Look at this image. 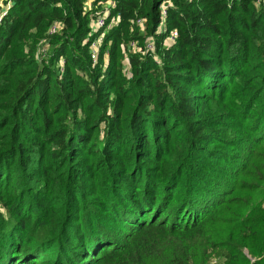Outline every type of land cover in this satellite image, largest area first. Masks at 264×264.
Listing matches in <instances>:
<instances>
[{
    "label": "trees",
    "instance_id": "16d2710c",
    "mask_svg": "<svg viewBox=\"0 0 264 264\" xmlns=\"http://www.w3.org/2000/svg\"><path fill=\"white\" fill-rule=\"evenodd\" d=\"M12 1L0 264H264V0Z\"/></svg>",
    "mask_w": 264,
    "mask_h": 264
},
{
    "label": "built area",
    "instance_id": "2783aa9c",
    "mask_svg": "<svg viewBox=\"0 0 264 264\" xmlns=\"http://www.w3.org/2000/svg\"><path fill=\"white\" fill-rule=\"evenodd\" d=\"M95 0H85L86 4H87V9H90L92 7V3ZM13 5V1L12 0H0V24L2 23L3 19L5 18V16H7L9 9L12 7ZM110 8H114L115 7V3L111 2L109 5ZM109 11H106L103 14H97V15H91V23H90V28L92 30V35H96L97 37L94 39V41H92L91 44V58L92 61L94 63H97L98 61V50L100 48V46L102 45L104 38H105V34L107 31V18L109 16ZM166 16H167V7L165 5L162 6V25L160 30H163L164 28V23L166 21ZM144 24L145 21L143 19H139L137 21V25H139L142 29H144ZM59 30V25L58 24H54L52 25V27L50 28V35H54L58 32ZM178 36L177 32H173L172 35L170 36V38H168L167 42L171 43L174 42L176 37ZM132 48L133 50L138 51V46L137 43H132ZM147 51H154V42H153V38H149L147 40V45H146ZM48 49L47 48H42L40 50V56L45 58L47 55Z\"/></svg>",
    "mask_w": 264,
    "mask_h": 264
},
{
    "label": "rangeland",
    "instance_id": "374dc122",
    "mask_svg": "<svg viewBox=\"0 0 264 264\" xmlns=\"http://www.w3.org/2000/svg\"><path fill=\"white\" fill-rule=\"evenodd\" d=\"M248 258L251 259L252 262H254V259L251 258V255L247 251Z\"/></svg>",
    "mask_w": 264,
    "mask_h": 264
}]
</instances>
